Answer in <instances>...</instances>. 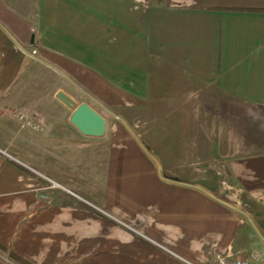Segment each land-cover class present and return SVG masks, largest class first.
Listing matches in <instances>:
<instances>
[{
	"label": "crops",
	"instance_id": "obj_1",
	"mask_svg": "<svg viewBox=\"0 0 264 264\" xmlns=\"http://www.w3.org/2000/svg\"><path fill=\"white\" fill-rule=\"evenodd\" d=\"M0 246L264 264V0H0Z\"/></svg>",
	"mask_w": 264,
	"mask_h": 264
},
{
	"label": "water",
	"instance_id": "obj_2",
	"mask_svg": "<svg viewBox=\"0 0 264 264\" xmlns=\"http://www.w3.org/2000/svg\"><path fill=\"white\" fill-rule=\"evenodd\" d=\"M54 98L71 112L69 123L83 136L101 138L106 133L107 123L103 116L86 103L78 104L71 96L58 90Z\"/></svg>",
	"mask_w": 264,
	"mask_h": 264
},
{
	"label": "rangeland",
	"instance_id": "obj_3",
	"mask_svg": "<svg viewBox=\"0 0 264 264\" xmlns=\"http://www.w3.org/2000/svg\"><path fill=\"white\" fill-rule=\"evenodd\" d=\"M0 247V264H22L19 262V259L17 260V257L12 259L9 254L12 253V251L5 250Z\"/></svg>",
	"mask_w": 264,
	"mask_h": 264
},
{
	"label": "built area",
	"instance_id": "obj_4",
	"mask_svg": "<svg viewBox=\"0 0 264 264\" xmlns=\"http://www.w3.org/2000/svg\"><path fill=\"white\" fill-rule=\"evenodd\" d=\"M33 54H35V52H33ZM18 120L21 122V127L22 128L30 126V122L26 121L25 118L22 115L18 116ZM234 264H247V263L245 261L238 260V261H235Z\"/></svg>",
	"mask_w": 264,
	"mask_h": 264
},
{
	"label": "trees",
	"instance_id": "obj_5",
	"mask_svg": "<svg viewBox=\"0 0 264 264\" xmlns=\"http://www.w3.org/2000/svg\"><path fill=\"white\" fill-rule=\"evenodd\" d=\"M0 247L4 249L3 251H5V248H4V247H2V246H0ZM9 256H10L12 259H14L15 257H17V260L19 259V262L22 263V264H32V263H30L29 261L23 259L22 257L16 255L15 253H10Z\"/></svg>",
	"mask_w": 264,
	"mask_h": 264
}]
</instances>
